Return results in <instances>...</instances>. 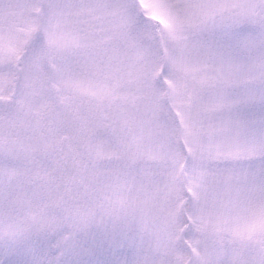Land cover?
I'll list each match as a JSON object with an SVG mask.
<instances>
[{
	"label": "snow or ice",
	"instance_id": "6c2138e0",
	"mask_svg": "<svg viewBox=\"0 0 264 264\" xmlns=\"http://www.w3.org/2000/svg\"><path fill=\"white\" fill-rule=\"evenodd\" d=\"M0 264H264V0H0Z\"/></svg>",
	"mask_w": 264,
	"mask_h": 264
}]
</instances>
